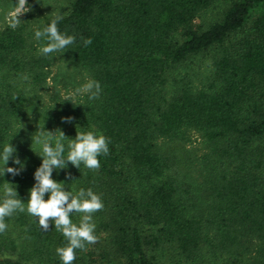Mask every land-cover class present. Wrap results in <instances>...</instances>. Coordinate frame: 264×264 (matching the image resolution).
I'll return each mask as SVG.
<instances>
[{
	"label": "trees",
	"instance_id": "16d2710c",
	"mask_svg": "<svg viewBox=\"0 0 264 264\" xmlns=\"http://www.w3.org/2000/svg\"><path fill=\"white\" fill-rule=\"evenodd\" d=\"M63 16L60 33L76 39L49 55L70 68L62 77L44 69L47 41L31 40L27 21L0 28V152L9 142L5 167L23 165L0 176V203L5 182L27 203L38 127L64 133L65 157L76 131H92L110 140L99 170L52 172L104 204L97 242L72 264H264V0H68ZM89 79L97 100L75 92ZM4 222L0 264H62L56 249L68 241L54 224L43 232L27 211Z\"/></svg>",
	"mask_w": 264,
	"mask_h": 264
},
{
	"label": "clouds",
	"instance_id": "9594fccd",
	"mask_svg": "<svg viewBox=\"0 0 264 264\" xmlns=\"http://www.w3.org/2000/svg\"><path fill=\"white\" fill-rule=\"evenodd\" d=\"M26 4L27 0H19V5L23 9L21 13L30 11ZM18 15L11 24L13 29L20 25L21 21L17 18ZM63 18V14L57 13L47 27L35 31L36 40L44 39L47 41L46 46L39 49L42 55L49 56L56 52L63 53L75 42L76 38L74 36L60 33L57 24ZM82 43L87 47L92 43V40L86 38L82 40ZM101 91L100 83L91 79L75 90L77 95H87L89 100L99 99ZM62 120L70 122L71 118H62ZM35 134L34 138L32 136V143L34 139V142L41 146L43 153L39 155L42 162L34 172L35 183L29 190L27 203H24L18 198L15 187L5 182V198L0 203V233L5 232L7 228L4 222L6 217H11L17 211H27L29 215L37 218L38 225L43 232H48L50 225L54 224L55 229L63 234L68 243L65 247L57 248L56 252L62 264H72L76 259V250H86V244L97 242L98 238L94 234L96 224L93 216L96 212L103 210L104 204L101 197L91 189L84 190L81 188L75 195L69 190L66 191L63 182L52 179V172L67 168L69 163L78 169L83 164L89 170H99L101 165L98 157L109 154L108 145L110 140L103 134L92 131H76L75 138L71 139L67 145L68 151L65 157V144L63 141L68 138L61 130L47 131L43 127H38ZM15 151V148L8 142L0 152V161L3 162V166L0 167V176L5 173L16 176L23 170V165L18 158H14L12 162L21 165L19 168L5 167ZM45 194H48L46 200L44 199ZM74 213L81 215L78 225L73 223L71 219Z\"/></svg>",
	"mask_w": 264,
	"mask_h": 264
},
{
	"label": "rangeland",
	"instance_id": "374dc122",
	"mask_svg": "<svg viewBox=\"0 0 264 264\" xmlns=\"http://www.w3.org/2000/svg\"><path fill=\"white\" fill-rule=\"evenodd\" d=\"M67 1L68 0H30V1L27 0L26 6L30 8V11L21 13L23 11V9L19 5V0H8V6L5 7V9H7V11H2L3 9L2 10L0 9V28L3 25L9 23L10 21H14L15 17L19 13H21L18 15L17 18L21 22L27 21V24L25 27L29 32H30V30L33 31V32H30V34H31L30 38H31V40L36 41L34 33H35L36 27L38 25V21H40L42 19V17L54 16L57 13H61V14L65 13L67 11ZM12 6H14V7L10 8ZM36 45H38V44H36ZM41 47L42 46L38 45L37 53L39 55L41 54L39 51V49ZM50 58L52 59L51 56H46L45 59H47L49 61ZM194 61H195V58L192 60V62H194ZM187 63H189V61ZM205 63H206V59L199 60L198 64L194 67V69L200 70V68H201L203 70ZM45 65H48V66H45L44 69L50 70V74H49L50 76L52 75V73L53 74L56 73L58 76L62 77V75L65 72H70V68H68L67 63L65 61H63V59H60V58H58V56H55V55H54L52 61L50 62V64L47 63ZM192 78L199 80V75H197V76L194 75ZM59 83H61V82H59ZM194 83L197 84V81L194 80ZM68 93L72 94L71 92H68ZM189 137H190V139H189V142H187L188 143L187 146H189L190 144L192 146H198L199 145L198 137L195 134H190ZM198 153L200 154L201 152L198 151Z\"/></svg>",
	"mask_w": 264,
	"mask_h": 264
}]
</instances>
